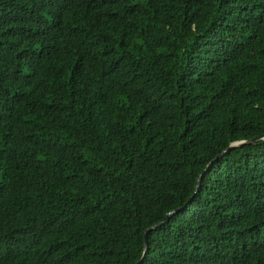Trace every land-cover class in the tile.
<instances>
[{
    "label": "trees",
    "instance_id": "16d2710c",
    "mask_svg": "<svg viewBox=\"0 0 264 264\" xmlns=\"http://www.w3.org/2000/svg\"><path fill=\"white\" fill-rule=\"evenodd\" d=\"M263 133L264 0H0V264H264Z\"/></svg>",
    "mask_w": 264,
    "mask_h": 264
},
{
    "label": "water",
    "instance_id": "95a60500",
    "mask_svg": "<svg viewBox=\"0 0 264 264\" xmlns=\"http://www.w3.org/2000/svg\"><path fill=\"white\" fill-rule=\"evenodd\" d=\"M257 140H264V133L259 135V136H256V137H253V138H250V139H245V140H237V141H234L232 142L228 147H226L221 153H219L213 160H211V162L209 163H212L214 160H216L218 157H220L223 153H225L226 151H229L231 150L232 148H235V147H240L242 146L243 144H248V143H254L256 142ZM203 173L200 174L198 180H197V184H196V189L199 187V184H200V179L202 177ZM182 207H178V208H175V209H172L170 211H168L166 214H165V218L152 225L151 227L147 228L145 230V233H144V253L142 255V257L136 261L134 264H140V262L142 261V259L144 258V255H145V252L147 250V234L151 231V230H155L156 228L166 224L168 222V220L170 219V217L174 214H176Z\"/></svg>",
    "mask_w": 264,
    "mask_h": 264
}]
</instances>
